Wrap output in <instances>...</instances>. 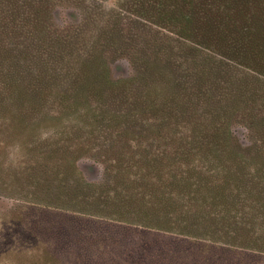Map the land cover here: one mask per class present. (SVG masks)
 <instances>
[{"label": "trees", "instance_id": "trees-1", "mask_svg": "<svg viewBox=\"0 0 264 264\" xmlns=\"http://www.w3.org/2000/svg\"><path fill=\"white\" fill-rule=\"evenodd\" d=\"M60 8L79 22L58 26ZM119 61L132 74L113 79ZM92 96L108 137L83 139L94 124L80 120L64 139L103 179L81 177L64 141L55 180L33 177L57 195L37 192L28 211L264 255V0H0V129L46 125L52 106L73 118ZM79 246L80 264L103 262Z\"/></svg>", "mask_w": 264, "mask_h": 264}, {"label": "rangeland", "instance_id": "rangeland-1", "mask_svg": "<svg viewBox=\"0 0 264 264\" xmlns=\"http://www.w3.org/2000/svg\"><path fill=\"white\" fill-rule=\"evenodd\" d=\"M106 6L113 7V4L107 3ZM54 19L58 26L79 22L75 12L61 8L55 11ZM109 69L113 79L127 78L132 74L126 61L114 62ZM91 88L96 90L97 87ZM93 95L96 93L93 92ZM91 99L88 105L71 107L74 112L69 115L73 118L65 117L68 114L64 112L62 115V109L60 114V109L52 106L55 113L51 115L56 120L46 125L27 131L19 127L0 129V264H80L77 259L80 238L83 237L104 259L100 264H264V255L235 249L223 254L214 247L203 254L204 249L199 248L201 243L180 235L147 234L120 224L88 226L83 221H80L83 224L81 228L76 220L77 224L72 226L59 214L38 215L28 211L30 205L26 201L37 200V192L51 187L45 181L38 186L33 183V177L55 180L63 162L51 155L64 158V141L72 147L68 158L75 159V168L81 177L92 184H98L103 179V164L88 158L90 155L85 154L80 144L64 139L65 130L71 131L80 120H85L94 125L87 128L89 135L85 134L83 139L88 141L96 137L99 145L106 140V133L105 139L101 140L95 132L96 123L91 120L94 119L98 100L93 96ZM105 131L113 132L111 128ZM236 136L245 140L246 131L236 128ZM130 138L133 136L130 135ZM46 144L54 150L61 148V154H46L41 150ZM100 149L101 152H110L106 147H89L93 154H98ZM51 194L57 195L54 191Z\"/></svg>", "mask_w": 264, "mask_h": 264}]
</instances>
